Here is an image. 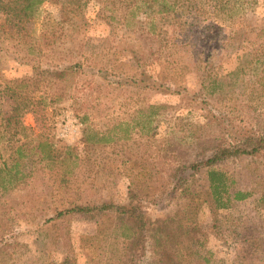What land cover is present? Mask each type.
I'll return each mask as SVG.
<instances>
[{
	"label": "rangeland",
	"instance_id": "1",
	"mask_svg": "<svg viewBox=\"0 0 264 264\" xmlns=\"http://www.w3.org/2000/svg\"><path fill=\"white\" fill-rule=\"evenodd\" d=\"M210 2L131 17L117 0H47L23 24L0 10V130L26 142V176L0 189V264H264V148L203 164L264 137V0ZM209 168L247 197L222 206ZM104 203L130 212H65Z\"/></svg>",
	"mask_w": 264,
	"mask_h": 264
},
{
	"label": "trees",
	"instance_id": "2",
	"mask_svg": "<svg viewBox=\"0 0 264 264\" xmlns=\"http://www.w3.org/2000/svg\"><path fill=\"white\" fill-rule=\"evenodd\" d=\"M47 0H6L5 2H2L0 4V10L10 15V17H13V19L17 20L21 24L27 21H31L37 11L39 10V7L42 3H44ZM57 3L61 2V0H54ZM119 3V6L123 7V9L126 11L127 15L131 17H135L139 14H146L149 12L152 15L161 14V15H167L171 13H177L178 9L184 8V5L181 6V2L183 0H117ZM193 5L197 6L199 2H210L213 1L215 4L214 6L219 11H226L228 13H231L235 8H242L245 5V1L248 0H192ZM211 3V2H210ZM62 9V18L60 22L62 23V26L66 22H70L71 18L68 16V11L66 6ZM80 12V11H78ZM79 67H82L80 63H74L71 64L67 69H60L56 70L53 73L57 76L64 75L65 72L67 74H73L77 71H79ZM20 111H22V108L15 107L11 113V115L8 114V120L13 121V126L18 127L21 129H26L25 125H23L20 122ZM89 130V129H87ZM87 139L94 140L95 138L98 140H101L100 138H97L94 134L91 135L90 133L86 132ZM94 137V138H93ZM26 145V142L17 143L12 138L6 139V136L4 135V132L0 130V189L3 190L5 193L6 191L15 188L19 181L22 179V176H26L25 172L23 171L21 167V159L25 155L24 146ZM38 148L42 149V153L44 154V157H52L55 158L57 150H55L54 147L51 145L49 146L48 143H43L42 141L38 142L37 145ZM264 148V137L259 139V142L255 141L252 146L247 148H236V149H230L228 147H218L213 154H211L208 158L203 160V164L205 166H213L214 163L220 162L221 160H224L226 158H229L236 154L242 155L247 153H259ZM8 153V156H7ZM67 155L69 157V154L66 153L64 160L67 158ZM201 164L196 165L192 164L191 168L194 170H197ZM185 167V166H184ZM207 177L210 181V186L218 199L220 201L222 206L228 205L232 200H242L247 197L248 192H245L243 190H236L232 191L231 193L227 190V181H225V175L223 172L217 171L214 168H209L207 172ZM223 192L225 196V200H223ZM108 211H115L118 213H123L125 216V213H129L130 211L124 210L123 208H117V206L113 204H107L104 203L102 205H94V204H75L74 206L70 207L65 211L66 213L69 212H80V213H88V212H105ZM65 213V214H66ZM64 212L59 211L58 216H63ZM121 215V214H118ZM131 215H135V224L130 228V238L133 237V242H135L136 237L139 238V236H142L143 233H146V219L144 218V215L140 213L139 211L133 210L131 211ZM189 232V230H187ZM137 244V243H136ZM134 260V258H132ZM61 264H69L68 259L64 260ZM129 264V263H128Z\"/></svg>",
	"mask_w": 264,
	"mask_h": 264
}]
</instances>
